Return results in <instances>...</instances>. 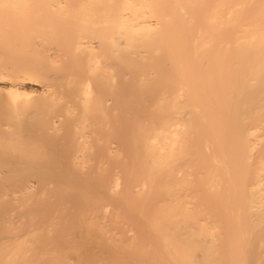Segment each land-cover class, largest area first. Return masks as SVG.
<instances>
[{
  "label": "bare ground",
  "instance_id": "bare-ground-1",
  "mask_svg": "<svg viewBox=\"0 0 264 264\" xmlns=\"http://www.w3.org/2000/svg\"><path fill=\"white\" fill-rule=\"evenodd\" d=\"M0 264H264V0H0Z\"/></svg>",
  "mask_w": 264,
  "mask_h": 264
}]
</instances>
